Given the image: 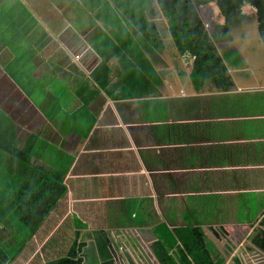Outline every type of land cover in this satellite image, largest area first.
Listing matches in <instances>:
<instances>
[{"label":"crops","instance_id":"1","mask_svg":"<svg viewBox=\"0 0 264 264\" xmlns=\"http://www.w3.org/2000/svg\"><path fill=\"white\" fill-rule=\"evenodd\" d=\"M105 1L114 7V0ZM100 2L0 0V110L13 120L18 147L33 144L24 163L47 175L65 172L66 187L10 264L63 256L78 232L96 245L92 233L100 230L111 239V264H162L154 251L162 225L201 227L224 264H264V252L251 241L264 218V75L254 66L256 34L248 28L249 37L241 34L247 19L216 41L220 54L237 51L243 62L228 66L234 87H197L190 71H181L183 55L159 1L142 12L126 2L156 24L164 45L145 41L158 81L132 98L124 96L120 34L104 21ZM125 26L138 33L135 22ZM181 100L211 105L199 118H165L164 107ZM19 212L22 222L34 223L27 209ZM68 222L67 243L64 233L61 242L46 245L48 224ZM87 248L99 257L97 247ZM98 257L83 264H103Z\"/></svg>","mask_w":264,"mask_h":264},{"label":"trees","instance_id":"2","mask_svg":"<svg viewBox=\"0 0 264 264\" xmlns=\"http://www.w3.org/2000/svg\"><path fill=\"white\" fill-rule=\"evenodd\" d=\"M100 1V3L104 2V0ZM114 1V7L108 5L106 1L103 3L105 10L102 16L105 22L114 24L116 32L120 34V38L116 37V47L118 54L121 52V64L125 72L122 73V80L125 82L124 96L141 97L147 94L149 89L154 90L158 81L152 77L155 71L144 54L143 47L147 46L145 41L158 48H163L164 45L160 40L156 24L147 20L144 14L136 15L137 13L132 10L129 11L126 3L131 4L133 11L142 12L150 5V0ZM158 1L169 19L170 30L180 54L188 58L190 73L197 87L211 82L219 90L233 88L234 82L228 66L240 68L243 62L237 51L220 54L216 46L218 37L211 35L207 30L198 11V5L210 1L217 3L221 14L225 17V22L216 28L218 33L226 36L229 35L233 24L249 18V15L242 12V6L245 2L251 3L257 10L259 29L264 40V0ZM125 20L135 22L138 33H130L125 26ZM123 33L130 36L131 42H128ZM141 42L142 46H140ZM128 74L134 77V80L131 77L129 79ZM141 77L144 79L137 84L135 79ZM171 105L172 109L164 107L165 118L184 120L202 117L204 105L207 107L211 103L206 105L201 100L194 102L181 100ZM15 140L13 120L0 110V170L4 169L0 174V185H3L0 187V264H10L18 258L42 222L66 194V187L63 184L65 172L47 175L45 171L25 164L24 160L33 144L28 143L24 149H20ZM19 209L21 211L27 209L34 223L22 222L18 215ZM260 225L263 230L260 229L251 241L264 252V218ZM73 226L78 228L77 222ZM155 231L158 240L154 245V251L162 264H224L225 262L208 235L199 226L170 229L167 225H162ZM92 235L95 237L96 245L88 246L85 241H81L78 232L63 256L41 264H83L85 258L97 259L98 256L86 247H97L98 258L104 261L103 264H111L107 250L111 242L108 233L100 230ZM87 238H90L89 235ZM237 264L241 263L237 261Z\"/></svg>","mask_w":264,"mask_h":264},{"label":"rangeland","instance_id":"3","mask_svg":"<svg viewBox=\"0 0 264 264\" xmlns=\"http://www.w3.org/2000/svg\"><path fill=\"white\" fill-rule=\"evenodd\" d=\"M198 6H200V5H198ZM199 10H200L202 19H204V21L208 25L207 29L211 33V35H216L218 37L217 38V42L218 43H220L222 41L224 42L225 37L222 36L220 33H215V30H214V28L217 25H220V24L224 23V17H223V15L220 12V10H219V8L217 6V3L215 1H212L210 3H207L204 6H200ZM243 10L247 13V15L249 14V18H247L246 23H245V24H247L245 26L246 29H242L241 30V34L242 35L245 34L243 36H245L247 38V36L249 37V35L246 34L247 28L249 30H253V32H251V33H255L256 34L255 25H254V18H255V10L256 9H255V7L252 4H245L243 6ZM213 24L215 26H213ZM242 24H244V23H240L237 26L241 27ZM252 36L254 38V39H252V42H259V43H253L252 44V48L255 51V55L257 56V61H256V63H254V66L257 68V64H259V70L261 71V69H263L262 72H263V75H264V66L261 65L262 59L264 57V49L262 47L263 41L258 35H252ZM176 54H177L176 52H173L170 55L175 57ZM187 59H186L185 56H181L180 57L179 62L181 64V71H190ZM256 68H255V70L257 72L258 68L257 69ZM186 79H188L187 76L183 78L184 81ZM261 83H263V81H261ZM189 84L191 85V83H189ZM48 225H49V228L51 230V236H50L48 242L46 243V245H49V244H52V243H57L56 241H60L61 242L60 237H63L62 235L64 233H65L64 234L65 236L67 235V237L64 236V239H65L64 244H66L68 239H69V237L72 234L71 233L72 232L71 231L72 230L71 223L68 222L67 225H63L61 227H60V225L59 226L58 225H53V227L50 224H48ZM38 259L41 260V258H38Z\"/></svg>","mask_w":264,"mask_h":264},{"label":"flooded vegetation","instance_id":"4","mask_svg":"<svg viewBox=\"0 0 264 264\" xmlns=\"http://www.w3.org/2000/svg\"><path fill=\"white\" fill-rule=\"evenodd\" d=\"M210 2H212V1H210ZM210 2H208V3H210ZM207 3H205V4H202V5H200V6H204V5H206ZM248 4H250V3H248ZM244 5H245V3H244ZM243 5V6H244ZM200 6H198V11H199V13H200ZM243 6H242V12H244V10H243ZM245 13V12H244ZM210 15V14H209ZM200 16H201V13H200ZM224 17V16H223ZM202 18V17H201ZM246 20V19H245ZM203 21H204V19H203ZM244 20H241L240 22H237V23H235V24H233L232 26H231V29L234 27V26H236V25H238L239 23H242ZM205 22V21H204ZM224 22H225V17H224ZM205 25H206V28H207V24H206V22H205ZM213 26H215L214 24H213ZM218 26V25H217ZM231 29H230V33H231ZM208 30V29H207ZM214 30H215V33H218V31H217V28L215 27L214 28ZM229 33V35H226V36H224L225 38L226 37H229L231 34ZM244 66V65H243ZM242 66V67H243Z\"/></svg>","mask_w":264,"mask_h":264},{"label":"water","instance_id":"5","mask_svg":"<svg viewBox=\"0 0 264 264\" xmlns=\"http://www.w3.org/2000/svg\"><path fill=\"white\" fill-rule=\"evenodd\" d=\"M254 25H255L256 35H258L263 40V37H262L261 32H260V29H259V18H258L257 10H255ZM263 42H264V40H263ZM216 46L219 49V45L216 44ZM177 51H178V48H177Z\"/></svg>","mask_w":264,"mask_h":264}]
</instances>
